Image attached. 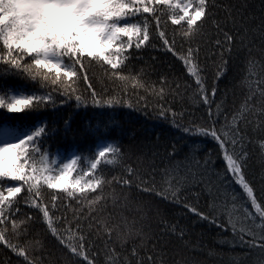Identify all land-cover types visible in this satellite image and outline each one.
I'll use <instances>...</instances> for the list:
<instances>
[{
  "label": "snow or ice",
  "instance_id": "1",
  "mask_svg": "<svg viewBox=\"0 0 264 264\" xmlns=\"http://www.w3.org/2000/svg\"><path fill=\"white\" fill-rule=\"evenodd\" d=\"M261 5L262 14L257 17L246 11L249 7L246 3L234 6L220 0H0V73L5 76L23 74L26 79L38 81L44 89L52 86L51 91L43 95L0 88V109L6 113L25 114L24 117L0 115V184L5 180L18 182L0 187V248L4 250L0 264H60L51 253L45 255L48 236L54 246H60L64 264H166L158 246L161 241L170 243L169 240L162 236L151 250L142 252L147 248V241L152 239L143 226L125 231L123 226L103 216L106 198L110 195L115 202L123 195L127 200L124 193L132 187L170 204L181 205L200 221L217 228L227 230L230 227L233 239L224 242L235 244L238 239L240 246L255 253L250 264H264V200L258 199L248 174L253 158L249 144L254 143L249 134V116L255 95L249 88L239 106L235 102L229 105L228 91L221 94L219 87L230 63L240 60L242 54L246 67L258 62L257 53L261 58L259 62L264 64V0ZM156 36L159 37L158 45L154 43ZM148 47L170 54L182 66L181 72L194 78L197 99L201 101L198 107L207 113L206 117H201L204 122L195 131L218 146L216 152L223 155L225 167L216 172L215 177L225 190V179L242 190L246 197L242 205L243 220L250 224L241 223L237 229L231 212L227 213V221L216 214L219 188L212 183V153H206L202 160L197 159L195 144L190 146L183 161L176 159L178 149L172 146L168 159L170 164L175 163L163 170L159 183L155 179V168L141 172L127 164L119 145L114 143L99 147L81 171H77L81 157L61 167L42 149V143L58 131L76 135L71 129V115L67 118L60 115L58 98L61 104L74 100L76 108H132L126 95L129 84L133 92L141 87L145 92L152 88L151 94L157 97V103L169 94L180 95L182 87H191L182 84L179 76L170 83L166 74L158 81L159 92L147 82L141 84V77L134 80L135 67L131 61L140 59L139 53ZM202 55L205 61H212L211 69L207 63L201 66ZM93 68L114 83L121 82V95L98 92L89 76ZM148 71V68L140 70L144 76ZM205 72H210V77L203 75ZM81 84L88 85L85 92H80ZM260 95L264 105V91ZM49 106L54 109L53 126L33 129L15 122L26 119L32 111ZM136 108L139 110V105ZM160 111L167 118L168 111L163 105ZM175 115L173 113V117ZM180 115L182 118L183 114ZM57 120L62 121L63 128L56 126ZM179 127L185 133L193 132L192 127ZM107 130V124L103 127L97 124L86 131L101 139ZM251 131H258L259 139L264 141V122ZM258 151L259 179L264 192V142L259 144ZM116 169L119 171L112 174ZM189 177L193 184H204L202 191L191 192L195 203L190 202L185 192ZM45 186L50 191L45 192ZM118 186L120 192L115 190ZM106 188L113 191L108 193ZM205 194L211 198L207 212L198 207ZM235 199L233 195V201ZM248 203L251 209L246 207ZM22 204L35 212L30 215L22 209ZM148 210L157 216L163 211L151 205ZM69 211L74 226L67 219ZM162 231L178 240L185 236L183 228L167 222ZM129 242L131 248H125ZM236 264L241 261L237 260Z\"/></svg>",
  "mask_w": 264,
  "mask_h": 264
},
{
  "label": "trees",
  "instance_id": "2",
  "mask_svg": "<svg viewBox=\"0 0 264 264\" xmlns=\"http://www.w3.org/2000/svg\"><path fill=\"white\" fill-rule=\"evenodd\" d=\"M220 2L234 6L246 3L249 5L246 10L247 12L254 13L257 17L262 14L261 0H220ZM221 15H223L222 11ZM258 22L256 21V23ZM169 27L173 26L169 25ZM169 36H171L170 31ZM123 39L127 40V37ZM154 43L157 45L160 43L158 36L154 37ZM256 55L258 62L254 66H245L243 54L240 60L232 61L225 78L219 82V87L221 94L224 90L228 91L229 105L235 102L239 106L243 95L249 93V88H251L255 95V103L251 105L253 111L249 116V134L252 136L254 143L249 144V150L253 153V158L250 161L248 174L249 178L253 180L258 199L264 200V192L261 191L259 179L261 161L258 151L259 144L264 141L259 139L260 133L258 131H251L252 128L264 122V113H262L264 105L261 103L262 97L260 95L264 91V64L259 62L261 59L259 54L257 53ZM139 56L141 57L140 59H133L131 61V64L135 67L134 80L136 77H141V84L147 82L159 92L160 83L158 81L162 74H166L170 83L179 76L181 77L182 84L187 83L191 87H182L180 95L174 96L169 94L165 99L157 103V97L151 94L152 88H149L148 92H145V89L141 87L133 92L129 84L127 85L128 91L126 95L129 98V102L133 104L132 108L98 109L91 106L76 108L74 100L61 104L58 98L57 108L60 110V115L66 118L71 115V129L76 135L58 131L42 143V149L49 154L50 158L56 159L61 167L69 158L81 157V160L77 164V171H81L87 167L88 161L99 150V147L105 146L107 143H114L119 145L127 164L136 167L141 172L155 168V179L159 183L163 170L175 163V161H172L170 164L168 159L172 146L176 145L178 149L176 159L183 161L190 146L195 144L198 147L197 159L202 160L206 153H212L214 160V164L211 165L212 183L214 185L219 184L215 173L222 171L225 167L223 155H217L216 149L218 146L213 140L200 136L195 131L196 127L204 122L201 117H206L207 113L202 107H198L201 101L197 99L194 78H189L186 72L182 73V66L175 62L170 54L159 48L148 47L141 51ZM154 57L156 59H153ZM200 59L202 67L207 63L209 69H211L212 61L210 59L205 61L203 55ZM152 67L155 68V71L151 70ZM141 68L149 69L147 76H144L140 72ZM127 74L125 72V75ZM203 75L210 77V72H205ZM89 76L92 78L93 85L98 92L103 91L116 96L121 95V82L117 81L114 83L110 77H105L101 71L95 68L90 70ZM152 82L156 83L152 84ZM51 87L49 85L47 89L41 88L38 81L26 79L23 77V74L5 76L0 73V88L15 90L24 94L35 93L36 95H43L51 91ZM87 89V84H81L79 87L80 92H85ZM172 90L173 92L175 91L174 85L172 86ZM53 95L57 96L56 93H53ZM138 96L139 99L137 98ZM145 96H147V102H145ZM136 105H139V110H137ZM161 105L168 111L167 118L161 114ZM53 111L54 109L51 106L47 108L41 107L36 111L30 112L26 119L15 122L33 127V129L35 126H53ZM173 113H176L175 117H173ZM181 113L183 114L182 118ZM0 115L24 117L25 114L6 113L0 109ZM193 120L196 123L190 124L189 122ZM220 122L223 123V120L221 119ZM97 124L101 127L105 124L108 125V130L104 132L101 139H97L96 136L86 131ZM179 125L192 127L193 132L191 134L185 133ZM56 126L63 128L62 121L57 120ZM80 133L84 135L81 136ZM19 138H22V136ZM118 171L119 169H116L112 174ZM181 174H184L183 169H181ZM73 175L75 176L76 173L74 172ZM85 179H88V177H85ZM191 181L192 178L189 177L185 192L189 196L190 202L195 203V199L191 197V192L202 191L204 184H193ZM17 183L5 180L0 184V187ZM224 185L227 186V189L225 190L223 187H220V193L216 195V214L222 216L224 221H227V213L231 212L237 229H239L241 223L250 224V221L243 220L244 207L242 205H245L246 197L243 195L242 190L234 183H229L227 179L224 180ZM43 190L45 192L50 191L46 189V186ZM115 190L120 192L119 186ZM106 191L111 193L113 189L106 188ZM124 195H127V200L122 195L115 202L109 195L103 207V216L111 218L114 223L123 226L125 231L128 228L136 230L143 226L144 230L151 234L152 239L147 241V248L142 249V252L151 250L153 244H156L157 239L162 236L164 240H169L170 243L165 244L161 241L158 246V252L162 255L166 264H175L176 261H180L181 264H185V262H188V264H236L237 260L241 261V264H250L252 256L255 255L252 249L240 246L238 239L235 244L224 242L225 240L231 241L233 239V232L230 227L225 230L200 221L198 217L193 216L181 205L162 201L159 197L141 192L135 187H132L130 191H125ZM233 195L236 197L235 201H233ZM210 199L205 194L201 197L198 207L205 212L210 211L208 207ZM67 202L68 200L65 198V203ZM234 203L236 205L235 208L233 207ZM141 205L144 207H141ZM149 205L161 208L163 210L162 215L157 216L154 211L148 210ZM21 207L30 215L35 212V209L27 208L23 204ZM246 207L251 209L250 203L246 204ZM84 208L87 211L86 205ZM254 211L253 209L252 212L254 213ZM67 219L74 226L71 211L67 213ZM165 222L169 225L176 224L178 227L183 228L185 230L184 239L178 240L176 237L171 236L170 233H164L162 230L165 227ZM64 226L67 227V225ZM46 242L48 243V248L45 250V255L47 256L48 253H51L54 258L60 260V264H64L61 259L60 246H54L50 236L46 238ZM116 247L117 249L120 248L118 242L116 243ZM125 248L130 249L131 242L125 245ZM3 256L4 250L0 248V258ZM13 259L15 260V258Z\"/></svg>",
  "mask_w": 264,
  "mask_h": 264
},
{
  "label": "bare ground",
  "instance_id": "3",
  "mask_svg": "<svg viewBox=\"0 0 264 264\" xmlns=\"http://www.w3.org/2000/svg\"><path fill=\"white\" fill-rule=\"evenodd\" d=\"M200 184H202V183H200ZM203 185V184H202ZM199 186V185H198ZM217 187L220 189V185L219 184H217ZM219 193H220V190H219Z\"/></svg>",
  "mask_w": 264,
  "mask_h": 264
},
{
  "label": "rangeland",
  "instance_id": "4",
  "mask_svg": "<svg viewBox=\"0 0 264 264\" xmlns=\"http://www.w3.org/2000/svg\"><path fill=\"white\" fill-rule=\"evenodd\" d=\"M70 159V158H69ZM69 159L66 161V163H68L69 162Z\"/></svg>",
  "mask_w": 264,
  "mask_h": 264
}]
</instances>
